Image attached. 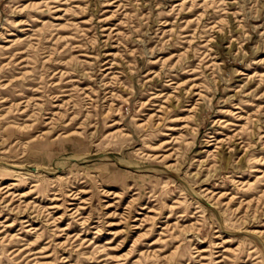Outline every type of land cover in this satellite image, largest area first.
Returning a JSON list of instances; mask_svg holds the SVG:
<instances>
[{"label":"rangeland","instance_id":"1","mask_svg":"<svg viewBox=\"0 0 264 264\" xmlns=\"http://www.w3.org/2000/svg\"><path fill=\"white\" fill-rule=\"evenodd\" d=\"M0 264H264V0H0Z\"/></svg>","mask_w":264,"mask_h":264}]
</instances>
